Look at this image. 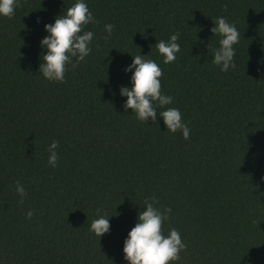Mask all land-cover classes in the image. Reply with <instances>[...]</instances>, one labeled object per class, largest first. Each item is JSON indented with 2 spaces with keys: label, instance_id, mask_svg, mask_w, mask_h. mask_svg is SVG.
Here are the masks:
<instances>
[{
  "label": "trees",
  "instance_id": "trees-1",
  "mask_svg": "<svg viewBox=\"0 0 264 264\" xmlns=\"http://www.w3.org/2000/svg\"><path fill=\"white\" fill-rule=\"evenodd\" d=\"M73 2L18 0L0 16V264H126L123 240L153 196L171 209L164 234L186 245L172 264H264V0H85L92 50L48 81L44 24ZM218 16L240 33L226 72L209 51ZM172 33L180 51L164 64L155 43ZM130 53L159 65L188 139L125 112ZM101 214L110 231L99 238L88 224Z\"/></svg>",
  "mask_w": 264,
  "mask_h": 264
},
{
  "label": "clouds",
  "instance_id": "clouds-1",
  "mask_svg": "<svg viewBox=\"0 0 264 264\" xmlns=\"http://www.w3.org/2000/svg\"><path fill=\"white\" fill-rule=\"evenodd\" d=\"M17 3L18 0H0V16L11 17ZM212 20L214 26L210 31L213 35H219L220 39L217 48L213 49L210 44L211 63L218 66L221 72H226L236 67L233 46L238 43L240 33L223 16ZM90 23L95 24L96 20L85 0H74L52 23L44 24L46 35L39 42L42 51L38 74L48 81L63 82L66 65L75 68L92 50L94 33L84 30V26ZM113 27L111 23L104 25L105 39L111 36ZM178 37V33H172L167 41L157 40L155 43L164 64L176 59V53L180 51ZM131 56L132 62L124 68L126 73H131L130 87L121 86L119 89L120 95L126 98L122 104L125 112L131 109V114L141 122H147L149 118L156 121L159 116L167 131L174 133L179 130L183 138L188 139L190 130L182 121L179 109L165 107L172 103L173 98L161 92L159 78L162 71L159 65L152 59H145L146 55ZM57 147L55 140L48 145L47 163L53 168L57 163ZM15 192L21 200L26 196V190L19 181L15 182ZM156 204V197L145 198L143 210L137 212L136 222L123 240L122 253L126 264H172L185 249L186 245L175 228H169L166 235L162 231V224L169 220L171 209L155 207ZM32 215L33 211L29 209L26 217L31 219ZM109 217L98 215L88 224L89 231L99 238L108 233Z\"/></svg>",
  "mask_w": 264,
  "mask_h": 264
}]
</instances>
